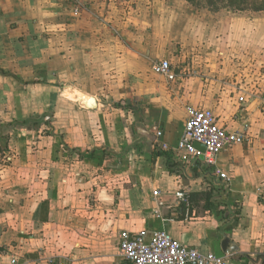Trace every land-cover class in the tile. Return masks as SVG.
<instances>
[{"label": "crops", "instance_id": "0c3cea01", "mask_svg": "<svg viewBox=\"0 0 264 264\" xmlns=\"http://www.w3.org/2000/svg\"><path fill=\"white\" fill-rule=\"evenodd\" d=\"M145 1L0 0V264H130L121 233L159 231L264 264V43L249 25L196 52L186 0ZM190 108L244 143L179 152Z\"/></svg>", "mask_w": 264, "mask_h": 264}, {"label": "built area", "instance_id": "2783aa9c", "mask_svg": "<svg viewBox=\"0 0 264 264\" xmlns=\"http://www.w3.org/2000/svg\"><path fill=\"white\" fill-rule=\"evenodd\" d=\"M156 74L169 81L176 80L169 61H162L154 66ZM158 138L162 136L157 133ZM245 136L240 132H229L222 128L212 110L190 108L185 123L184 133L177 150L188 157L200 159L208 165H216L218 157L226 150L244 143ZM203 145L204 153L198 151L195 144ZM162 149L169 147L162 144ZM221 180H228L227 174L218 172ZM158 195V192H155ZM180 200H187L185 193H179ZM119 252L130 264H227L224 258L214 253H203L196 248L184 246L164 231L154 232L148 236L145 232L133 234L122 232L119 241ZM19 258L11 264H19Z\"/></svg>", "mask_w": 264, "mask_h": 264}, {"label": "rangeland", "instance_id": "374dc122", "mask_svg": "<svg viewBox=\"0 0 264 264\" xmlns=\"http://www.w3.org/2000/svg\"><path fill=\"white\" fill-rule=\"evenodd\" d=\"M135 1L140 9L151 7L145 0ZM174 1H158L154 8L168 11ZM233 2L235 4H232ZM187 6V13L192 11L199 14L197 21L194 22L190 41V46L195 48L196 52L205 49L206 41L210 36L219 34L226 40L227 36L229 37L238 28L249 25L256 31V39L260 38L264 43V0H196L194 3L188 2ZM224 43L227 44V41ZM254 55L259 56V54Z\"/></svg>", "mask_w": 264, "mask_h": 264}, {"label": "water", "instance_id": "95a60500", "mask_svg": "<svg viewBox=\"0 0 264 264\" xmlns=\"http://www.w3.org/2000/svg\"><path fill=\"white\" fill-rule=\"evenodd\" d=\"M146 136L149 138V142L151 143L152 139L150 138V135H149V134H146ZM195 147H196V149H197L198 151H200V152H202V153H204L205 150H206V148H205L203 145H201V144H197V143H196V144H195ZM201 160H204V157H203V156L201 157ZM229 243H230L229 239H225V240H224V242L222 243L223 251H227V248H228ZM231 250H232V251H236V250H237L236 247H235L233 244H232V246H231Z\"/></svg>", "mask_w": 264, "mask_h": 264}, {"label": "trees", "instance_id": "16d2710c", "mask_svg": "<svg viewBox=\"0 0 264 264\" xmlns=\"http://www.w3.org/2000/svg\"><path fill=\"white\" fill-rule=\"evenodd\" d=\"M187 2H191V3H194L196 0H186ZM236 1H239V0H236ZM232 4H235V2H233ZM30 123V121H25V122H22V123H19V125L21 126H28V124ZM33 125L34 127L38 126V123L37 122H33ZM160 155H163L164 153L160 152L159 153Z\"/></svg>", "mask_w": 264, "mask_h": 264}]
</instances>
